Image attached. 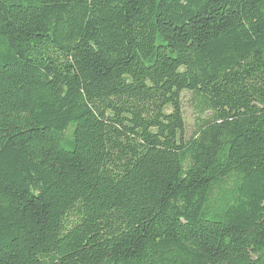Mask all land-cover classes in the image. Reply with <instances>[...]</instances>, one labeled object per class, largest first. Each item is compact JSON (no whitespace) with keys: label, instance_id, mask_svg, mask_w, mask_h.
<instances>
[{"label":"trees","instance_id":"obj_1","mask_svg":"<svg viewBox=\"0 0 264 264\" xmlns=\"http://www.w3.org/2000/svg\"><path fill=\"white\" fill-rule=\"evenodd\" d=\"M0 264H264V0H0Z\"/></svg>","mask_w":264,"mask_h":264},{"label":"rangeland","instance_id":"obj_2","mask_svg":"<svg viewBox=\"0 0 264 264\" xmlns=\"http://www.w3.org/2000/svg\"><path fill=\"white\" fill-rule=\"evenodd\" d=\"M185 99H184V114H185V119L187 123V131L188 135L190 136L194 130L196 129V120H197V112L194 106L189 102L190 95L189 94H184Z\"/></svg>","mask_w":264,"mask_h":264}]
</instances>
